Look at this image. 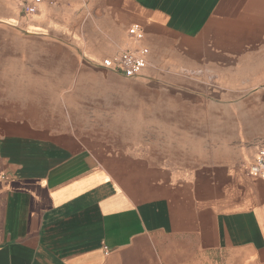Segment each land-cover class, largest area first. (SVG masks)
<instances>
[{"label":"crops","instance_id":"crops-1","mask_svg":"<svg viewBox=\"0 0 264 264\" xmlns=\"http://www.w3.org/2000/svg\"><path fill=\"white\" fill-rule=\"evenodd\" d=\"M20 2L0 0V21L16 23ZM34 3L25 25L78 62L148 49L137 76L148 123L131 139L103 134L92 100L69 96L74 81L59 85L58 107L0 111V264H264V178L249 172L259 144L242 141L264 130L220 139L186 128L172 150L149 112L202 109L224 71L264 83V0Z\"/></svg>","mask_w":264,"mask_h":264},{"label":"rangeland","instance_id":"rangeland-1","mask_svg":"<svg viewBox=\"0 0 264 264\" xmlns=\"http://www.w3.org/2000/svg\"><path fill=\"white\" fill-rule=\"evenodd\" d=\"M17 10L16 23L0 21V111L7 108L35 111L58 107L62 96L58 91L59 85L74 81L75 92L69 96L76 101L84 98L92 100L93 119L102 123L95 122L97 129L108 136L118 133L129 139L137 137V128L148 123V109L143 107L145 105L138 96V77L127 76L115 68L114 74L107 75L100 71L105 58H112L127 48L98 62H78L60 48L43 42L40 34L31 32L21 18V10ZM7 13L10 15L9 11ZM11 21L15 22L14 19ZM75 70L81 71L75 73ZM224 72L215 78V92L204 88L202 109H163L151 105L149 112L155 114L156 127L165 128L166 139L168 135L172 138V150L177 149L179 141L184 139L186 128L187 135L190 128L202 127L205 137L220 139L231 138L233 129L235 135L238 132L255 135L264 130L263 81L249 83V78L244 75L234 76L228 71ZM239 72L243 73V70ZM151 100L159 104L168 98L161 95ZM169 101L175 105L174 100ZM164 112L166 117L170 112L173 118L170 125H163ZM163 134L154 133L161 139ZM188 138V143H194ZM242 141H257L261 147L264 146V135Z\"/></svg>","mask_w":264,"mask_h":264},{"label":"built area","instance_id":"built-area-1","mask_svg":"<svg viewBox=\"0 0 264 264\" xmlns=\"http://www.w3.org/2000/svg\"><path fill=\"white\" fill-rule=\"evenodd\" d=\"M20 9L24 14H34L37 6L34 0H21ZM128 35L135 41H142L144 30L138 24H133L127 29ZM148 49L144 46L121 50L112 58H105L103 64L117 69L127 76L137 77L146 65ZM249 172L253 176L264 178V146L257 149L254 161L249 166Z\"/></svg>","mask_w":264,"mask_h":264}]
</instances>
